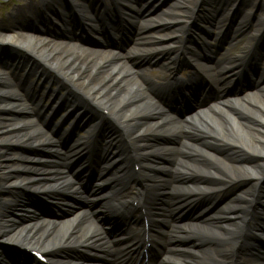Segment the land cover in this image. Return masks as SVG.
<instances>
[{
    "label": "bare ground",
    "instance_id": "1",
    "mask_svg": "<svg viewBox=\"0 0 264 264\" xmlns=\"http://www.w3.org/2000/svg\"><path fill=\"white\" fill-rule=\"evenodd\" d=\"M119 1H105L107 7H102L101 19L99 17L96 24L101 23L100 29L85 32V28L81 29L77 22H73L72 15L76 16L78 12L86 15L91 9L87 7V0L77 5V10L71 8L76 13L72 14L68 9L65 10L68 15L55 20L66 32L72 29L84 36L79 38L96 36L100 41L104 37L102 29L106 28L104 22L112 25L110 32L115 37L120 35L121 25L135 26L136 38L125 52L92 49L79 40L58 41L22 32L14 35L17 22L26 21L23 12L17 17H9L8 26L0 24V60L5 63L0 69V264H7L1 248L3 244L43 252L53 259L63 257L60 258L63 264L67 257L62 252L70 250L115 254L112 248L98 245L108 237L106 225L100 219L113 221L119 208L139 210L142 207L146 213H152L149 216L164 220L180 205H192L200 199H206L210 204L218 203L214 201L220 200L222 189L236 182H239V190L224 205L217 206L214 214L205 218L206 213L201 212L189 221L170 226L169 245L185 241L190 246L185 253L170 248L157 264H252L243 258L241 252L253 241L249 234L261 232L264 224H261L264 219V187L260 186L264 177V83L238 97L226 98L182 118L170 110L164 86L155 88L141 65L160 59L161 68H167L169 74L160 76L159 80L189 93L191 90L179 87L180 81L175 78L183 63L180 58L185 57V61L197 66L193 80L202 79L225 91L237 79L248 76L243 65L256 70L260 62L264 63V47L263 50L259 48L255 57L250 55L251 47L232 55L237 37L249 34V31L243 33V30L233 28L230 39L226 40L229 39L230 51L225 52V61L206 64L201 55L210 50L191 54L185 43L186 36L192 33L191 21L194 18V22L198 21L193 11L199 5L218 4L221 8L218 17L205 24L210 28L208 33L219 30L218 36L223 39L226 25L228 29L234 27V16L230 20L222 19L225 8H237L235 14L241 24H245L251 20L250 11L257 7L256 0H205L203 4L199 3L200 0H177L172 8L158 15L142 11L143 7L139 6L133 8L135 12L125 10ZM148 1L136 2L143 5ZM43 6L49 7L51 3ZM190 7L193 14L182 15L190 11ZM258 9L260 17L255 15L254 21L264 15V8L259 6ZM58 10L53 13L58 14ZM263 26L264 22L259 29ZM254 28L255 25L250 29ZM259 32L256 31L251 40L254 41ZM233 65H238L241 70L228 78L224 71ZM159 70L154 72L159 74ZM37 77L46 81L47 99L67 104L66 111L73 115V119L79 111L92 110L99 117L95 122L101 127L102 136L107 130L105 127H111V136L104 142L108 141V148L104 145L96 161L101 163L97 169L100 178L90 191H87L82 176L88 172L83 163L70 170L74 161L85 156L88 143L76 139L60 145L61 137L50 136L44 131L40 121L44 107L36 97L38 84L33 86L32 80L29 81ZM26 93L31 95L29 97L36 107L21 106ZM172 96L174 98L173 93ZM167 140L175 143H167ZM116 145H119L118 150L113 154ZM111 147L114 148L110 153ZM213 147L227 152L218 154ZM21 149L42 151L31 155ZM134 166H139V170L134 171ZM173 173L177 180L171 183L169 179ZM147 178L157 197L165 200V204L171 201L172 206L161 204V207H167V211L156 210L167 215L153 214L157 203L153 202V206L139 192L136 198L140 202L136 207L126 201L132 195L131 183L139 185V191L145 190L146 185H142L149 182ZM39 187L44 188L42 196L47 201L65 203L73 197L86 206L58 219L38 218V211L22 195ZM6 196L20 204L16 215ZM17 214L26 218L18 219ZM146 232H151L150 228ZM128 234L131 235L129 243H134L139 236L134 229ZM123 255L114 256L110 264H124L127 256ZM261 261L264 264V259ZM66 264L94 263L78 258Z\"/></svg>",
    "mask_w": 264,
    "mask_h": 264
},
{
    "label": "rangeland",
    "instance_id": "2",
    "mask_svg": "<svg viewBox=\"0 0 264 264\" xmlns=\"http://www.w3.org/2000/svg\"><path fill=\"white\" fill-rule=\"evenodd\" d=\"M36 0H8V1H3L0 0V24H2L3 26H8L9 22H8V18L14 15H17L18 12L21 11V9L24 8V6H26L27 4H33ZM175 1L177 0H160L159 3L156 4V6L159 4V9L158 12L156 13H161L162 11H166L170 8H172L175 4ZM79 2H81V0H79ZM258 3V6H264V0H257V2L255 1V4ZM51 9H54V7H52ZM251 12H253L257 17L260 15L259 13V9H253ZM182 15H186V13H182ZM260 17V16H259ZM264 15L261 16V18H263ZM30 18L26 19V21L24 20V22H17V25L14 27V35H18L19 33H26V34H30V35H39V36H43V37H49L52 38L54 40H58V41H66V40H79L82 43H84L86 45V47H90L92 49H98V50H113V51H117V52H125L128 51V49L132 46V43L134 42V39L136 38V32H137V28L135 27H123V32L124 29H126V33L121 35L119 37V39H114V38H110L109 36H107L106 38L103 37V41H100L96 36H92L91 38H79V36H83L82 34H79L78 32H75L74 30H70L69 32H66L63 30V27H61L62 25L58 23L57 20H47V21H30ZM264 20V18H263ZM11 21V20H9ZM259 20H255L253 19V22L257 23ZM263 22V21H262ZM252 23V22H251ZM248 24V23H247ZM253 25V23H252ZM242 27V25L239 26H235L236 29ZM218 33V30H214V32H212V35L215 36ZM154 35L159 36L158 33H154ZM84 37V36H83ZM247 37V38H246ZM246 37L243 38V43H237L236 46L234 47V49L232 50V55H235L237 53H240V50L242 51V48L245 47V44H247V42L249 41V35H247ZM210 38V37H209ZM126 47V48H125ZM240 49V50H239ZM229 46L228 45H224L219 51L221 54L225 53L226 51H229ZM239 50V52H238ZM19 55H23V53H19ZM260 70L263 72L264 70V63H261V65L259 66ZM148 72V79L152 82L153 80H157V76L155 74H153L152 70H147ZM156 78V79H155ZM36 79H34L35 81ZM45 80V79H40V84L41 82ZM237 85H234L233 87H231L232 89H230L229 91H227V93H225V97L224 98H232V97H238V95L247 93L248 91H251V89H255V87L257 86L256 81L250 80V79H246L245 81H241L236 83ZM234 87L237 88V90L234 89ZM232 90H235L234 93H230L232 92ZM214 97L209 95L208 96V101H210L211 99H213ZM25 97L23 98L22 102H21V106L23 107V105H29L30 103L27 100H24ZM51 100V99H50ZM211 102V101H210ZM48 106L50 104V102L47 103ZM184 108H187V106H184ZM47 114V113H46ZM61 118L57 117V119L55 120V123L58 121H60ZM10 148L16 149V146H11ZM213 149L221 155H225L227 151L222 150L220 147H213ZM21 151L25 154H31V155H35L37 154L38 150L37 149H21ZM239 184L237 183L235 188H238ZM223 199H225L223 197ZM65 205H70V208H61V211H68V213H70L71 211L77 210L80 208V205L78 206L77 204H72V203H64ZM79 204L84 205L82 202H80ZM37 213V217L38 218H47L44 217L40 211H38ZM24 218H26V216H22ZM24 218H21V220H23Z\"/></svg>",
    "mask_w": 264,
    "mask_h": 264
}]
</instances>
